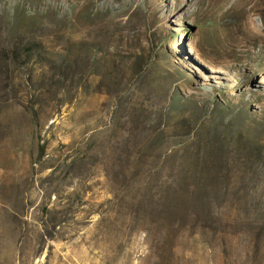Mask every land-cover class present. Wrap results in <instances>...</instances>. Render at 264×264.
I'll list each match as a JSON object with an SVG mask.
<instances>
[{
	"label": "rangeland",
	"instance_id": "374dc122",
	"mask_svg": "<svg viewBox=\"0 0 264 264\" xmlns=\"http://www.w3.org/2000/svg\"><path fill=\"white\" fill-rule=\"evenodd\" d=\"M236 141L246 173L188 193L211 217L137 216L156 144L221 166ZM259 202L264 0H0V264H264Z\"/></svg>",
	"mask_w": 264,
	"mask_h": 264
},
{
	"label": "trees",
	"instance_id": "16d2710c",
	"mask_svg": "<svg viewBox=\"0 0 264 264\" xmlns=\"http://www.w3.org/2000/svg\"><path fill=\"white\" fill-rule=\"evenodd\" d=\"M158 137H156V141ZM238 144L239 142L236 141L234 145L237 147L230 149V151H225V156L220 157V160H222L221 166L214 165L212 158L206 152L193 149L186 150L181 158L174 157L170 159L167 167L160 166L157 162V158L159 159V155L162 152L159 149L160 146L156 144L155 164L148 168L138 167L134 171L133 176L130 177L134 183L132 195H135V212H137V216L143 217V214L149 208L150 212L155 215L156 220L163 216L170 217L173 220L171 225L174 228L181 225L182 222L180 220H186L189 218L188 216H202L203 219L211 217L216 209L224 205L226 201L221 198L213 201L209 196L191 197L192 200H190L188 193L192 191L194 193L207 194L217 191L218 188L226 189L230 187L225 180H223L225 184H219L212 178V176L217 177L223 167L227 172L229 170L228 167L234 165L238 169L234 173L232 171V177L236 179L238 176H243L250 167L249 162L243 160L250 157L251 150L248 149L246 151L243 148H239L242 145ZM185 162L190 163V166L184 164ZM123 172L126 174V170ZM187 173H192L193 176H197V174L198 176L202 174L207 176L204 175L206 178L204 180L201 177L200 179L198 178L197 182H192L193 184L191 183L192 185L189 189V184L185 180ZM144 185L150 186V192L153 190V197L150 202H147V190ZM162 194L164 198L160 199ZM240 202H242L243 209L245 206L247 207L245 199ZM256 210L259 213L263 212L264 202H259Z\"/></svg>",
	"mask_w": 264,
	"mask_h": 264
}]
</instances>
